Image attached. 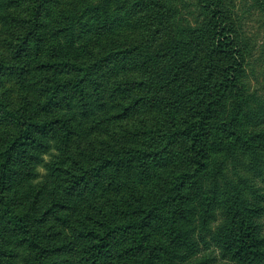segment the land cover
<instances>
[{
	"label": "trees",
	"instance_id": "trees-1",
	"mask_svg": "<svg viewBox=\"0 0 264 264\" xmlns=\"http://www.w3.org/2000/svg\"><path fill=\"white\" fill-rule=\"evenodd\" d=\"M0 23V264H264L234 0H0Z\"/></svg>",
	"mask_w": 264,
	"mask_h": 264
},
{
	"label": "rangeland",
	"instance_id": "rangeland-1",
	"mask_svg": "<svg viewBox=\"0 0 264 264\" xmlns=\"http://www.w3.org/2000/svg\"><path fill=\"white\" fill-rule=\"evenodd\" d=\"M252 2V0H234V16L238 38L245 48L248 76L251 83L257 86L264 79V19ZM2 32L0 30V43L4 38ZM8 86L14 95L15 87L12 83H9ZM55 154L56 151L52 148L51 152L44 156L45 161L49 162L51 156ZM37 171L41 178L46 175L43 167H39Z\"/></svg>",
	"mask_w": 264,
	"mask_h": 264
}]
</instances>
